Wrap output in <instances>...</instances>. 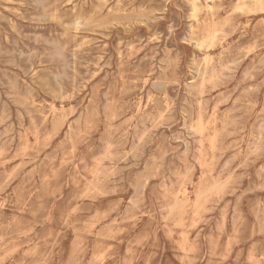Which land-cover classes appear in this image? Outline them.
<instances>
[{"label": "rangeland", "instance_id": "374dc122", "mask_svg": "<svg viewBox=\"0 0 264 264\" xmlns=\"http://www.w3.org/2000/svg\"><path fill=\"white\" fill-rule=\"evenodd\" d=\"M262 8L0 0V264H264Z\"/></svg>", "mask_w": 264, "mask_h": 264}, {"label": "bare ground", "instance_id": "6f19581e", "mask_svg": "<svg viewBox=\"0 0 264 264\" xmlns=\"http://www.w3.org/2000/svg\"><path fill=\"white\" fill-rule=\"evenodd\" d=\"M70 1H71V0H70ZM252 1H253V0H252ZM242 3H243V2H242ZM254 3H255V2H254ZM236 4H237V2H236ZM257 4H258V2H257ZM236 6H237V5H236ZM238 6H239V5H238ZM194 7H195V5H194ZM241 7H243L242 4H241ZM245 7H246V6H245ZM239 8H240V7H239ZM246 8H247V7H246ZM246 8H244V9H246ZM260 8H261V6H260ZM194 9H195V8H194ZM209 9H211V8H209ZM240 9H241V8H240ZM262 9L264 10V8H262ZM241 10H242V9H241ZM255 10H256V9H255ZM168 13H169V12H168ZM249 13H250V12H249ZM250 14H251V13H250ZM43 17H44V16H43ZM74 20H75V19H74ZM212 20H213V19H212ZM244 21H245V20H244ZM33 22H35V21H33ZM93 24H94V23H93ZM76 26H78V25H76ZM79 26H80V25H79ZM80 27H81V26H80ZM213 28H214V26H213ZM167 32H168V31H167ZM202 32H203V31H202ZM218 34H219V33H218ZM220 34H221V33H220ZM172 35H173V34H172ZM207 35H208V34H207ZM215 35H216V33H215ZM211 36H212V35H211ZM211 36L208 35L209 38H210ZM213 36H214V35H213ZM185 38H186V37H185ZM214 39H215V38H214ZM214 39H213V41H214ZM206 40H207V39H206ZM208 40H209V39H208ZM210 40H211V39H210ZM85 41H86V40H85ZM149 43H150V42H149ZM208 43H209V42H208ZM150 44H151V43H150ZM204 44H205V43H204ZM204 44H203V45H204ZM56 45H57V44H56ZM209 45H210V44H209ZM87 46H88V45H87ZM124 46H125V45H124ZM55 47H56V46H55ZM200 47H201V46H200ZM77 48H78V47H77ZM209 48H210V47H209ZM209 48H208V49H209ZM73 49H74V48H73ZM74 50H75V49H74ZM164 50H165V49H164ZM252 50H253V49H252ZM116 52H117V51H116ZM162 52H163V51H162ZM117 56H118V54H117ZM243 56H244V55H243ZM206 57H207V56H206ZM239 58H240V57H239ZM203 59H204V58H203ZM206 59H208V58H206ZM210 59H211V58H210ZM239 60H240V59H239ZM206 62H207V61H206ZM206 62H205V63H206ZM234 62H235V61H234ZM238 62H239V61H238ZM205 63H204V64H205ZM210 63H211V62H210ZM260 63H261V62H260ZM262 63H263V62H262ZM262 63H261V64H262ZM191 64H193V63H191ZM208 64H209V63H208ZM189 67H190V66H189ZM195 67H196V66H195ZM196 68H197V67H196ZM249 68H250V67H249ZM263 68H264V67H263ZM258 69H259V68H258ZM196 70H197V69H196ZM211 70H212V69H211ZM249 70H250V69H249ZM263 70H264V69H263ZM206 71H207V70H206ZM251 71H252V70H251ZM255 71H256V70H255ZM162 72H163V71H162ZM33 73H35V72H33ZM196 73H197V72H196ZM240 73H241V72H240ZM244 73H245V72H244ZM246 73H247V72H246ZM257 73H258V72H257ZM261 73H262V72H261ZM25 74H26V73H25ZM148 74H149V73H148ZM198 74H199V73H198ZM200 74H201V73H200ZM248 74H249V73H248ZM2 75H3V74H2ZM201 75H202V74H201ZM242 75H243V74H242ZM60 76H61V75H60ZM60 76H59V77H60ZM221 76H222V75H221ZM192 77H193V76H192ZM203 77H204V76H203ZM223 77H224V76H223ZM190 79H192V78H190ZM199 79H200V78H199ZM206 83H207V82H206ZM208 83H209V81H208ZM208 83H207V84H208ZM202 84H203V83H202ZM202 84H201V85H202ZM83 86H84V85H83ZM202 88H203V87H202ZM232 88H233V87H232ZM189 89H190V88H189ZM152 90H153V88H152ZM199 90H200V89H199ZM163 91H164V90H163ZM186 93H187V92H186ZM66 96H67V95H66ZM199 96H200V95H199ZM190 97H191V96H190ZM205 102H206V101H205ZM186 103H187V102H186ZM219 103H220V102H219ZM199 105H200V104H199ZM143 108H144V106H143ZM48 112H49V111H48ZM62 113H63V112H62ZM60 114H61V113H60ZM79 114H80V113H79ZM148 114H149V113H148ZM209 116H210V115H209ZM151 117H152V116H151ZM191 117H192V116H191ZM199 118H200V117H199ZM199 118H197V119H199ZM108 119H109V118H108ZM182 119H183V117H182ZM145 120H146V119H145ZM79 121H80V120H79ZM190 121H191V120H190ZM159 160H160V159H159ZM17 168H18V167H17ZM9 175H11V174H9ZM178 248H179V247H178ZM261 257H262V256H261Z\"/></svg>", "mask_w": 264, "mask_h": 264}]
</instances>
